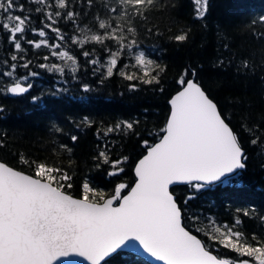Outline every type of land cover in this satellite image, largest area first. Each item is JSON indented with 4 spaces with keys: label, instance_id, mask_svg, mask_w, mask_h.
Masks as SVG:
<instances>
[{
    "label": "snow or ice",
    "instance_id": "1",
    "mask_svg": "<svg viewBox=\"0 0 264 264\" xmlns=\"http://www.w3.org/2000/svg\"><path fill=\"white\" fill-rule=\"evenodd\" d=\"M29 2L40 7L33 10L26 8L20 0H0V31L7 33L15 52L25 51L22 43L37 50L43 46L49 49V53L43 56L44 61L55 58L61 62L41 63L38 67L59 76H65L67 71L71 79L78 80L79 61L70 46L84 49L86 44L94 43L103 46L101 50L106 54L103 58L94 55L96 49L82 50L80 55L92 66L93 75L99 74L101 83L114 75L144 85L160 83L159 62L138 43L136 29L130 22L137 16L144 18V11L153 5L154 0H118L119 8H105L104 16L95 17V31L78 24L76 18L81 13L75 10L77 3L90 10L93 0H26ZM194 3L197 18L203 19L207 0H194ZM33 11L43 13L39 29L32 26ZM61 19L71 22L73 28H78L83 35L66 36L57 26ZM126 19L127 24L121 23ZM256 22L254 19L250 23ZM259 22L264 23V16ZM49 33L55 34L51 42L45 38ZM29 34L40 39H29ZM260 35L264 36V33ZM187 38L186 32L173 37L176 42H184ZM24 59V56L12 54L11 64L4 61L6 66L0 71V80H8L0 83V94L19 96L31 91L34 86L31 78L39 73L29 71L25 76H17L15 62ZM30 64L29 60L19 67L28 69ZM129 68L134 71H128ZM241 69H249L248 61L237 65V71ZM194 77L195 70H185L177 80L178 90L170 100L164 135L154 145L143 141L146 154L136 164V181L126 194L124 190L128 186L124 183L116 186L108 198L103 191L96 192L84 183L83 198L74 199L62 190L63 181L70 177L61 169L22 159L30 167L34 165V175H27L0 162V264H57L58 261L63 264L61 258L68 257L82 258L80 264H107L106 258L129 242H134L143 253L162 264H229L227 259L218 258L205 242L186 229L182 224V210L170 191V186L175 184L192 186L194 191L185 197L186 205L196 198L195 193L208 186L230 185L238 171L247 166V156L238 135ZM67 82L65 79L64 84ZM128 87L135 91L138 85L129 83ZM82 90L84 93L91 91L86 84ZM66 91L62 85L51 95L58 97ZM39 99L38 96L32 97L33 103ZM84 119L87 121V117ZM122 127L132 129L133 123L109 127L104 135ZM258 128L256 125L255 129ZM53 130L60 131L55 125ZM247 131L254 136L250 143L257 145L260 137L254 128L248 127ZM76 139L72 136L73 141ZM96 159H102L103 164L109 163L104 151H100ZM120 163L111 162L112 168L117 169ZM119 172H123V168L108 173V176ZM90 193L97 199H90ZM249 214L242 211L243 216ZM191 219L195 221L199 217ZM242 223L240 218H235L231 226L225 223L212 227L210 231L205 228L199 231L218 246L240 257H250L256 264H264V243L253 233L252 239L258 245L253 246L243 231L234 230ZM235 264L250 262L239 260Z\"/></svg>",
    "mask_w": 264,
    "mask_h": 264
},
{
    "label": "trees",
    "instance_id": "2",
    "mask_svg": "<svg viewBox=\"0 0 264 264\" xmlns=\"http://www.w3.org/2000/svg\"><path fill=\"white\" fill-rule=\"evenodd\" d=\"M20 3L33 10L40 7L26 0ZM110 7L119 8L118 0H93L90 10L77 3L75 10L81 13L77 22L82 28L95 31V17L104 16L105 8ZM195 7L194 0H154L144 11V18L131 19L138 43L159 62L160 83L151 85L129 82L118 75L101 83L99 74L93 75L92 66L80 55L82 50L96 49L94 55L103 58L106 55L101 50L103 46L94 43L86 44L84 49L70 46L79 61L78 80L71 79L67 71L65 76L49 73L38 67L41 63L55 61V58L43 60L49 53L48 48L42 46L37 50L22 43L25 51L15 52L7 33L0 31V71L6 66L4 61L11 64L10 56L16 54L25 57L15 62L17 76H25L29 71L39 73L31 78L34 86L30 92L19 96L0 94L3 109L0 112V160L31 175H34V165L30 167L22 159L59 168L70 177L63 181L62 190L73 196L83 197L84 183L96 192L103 191L105 197L124 183L128 186L125 193L135 180L134 164L145 153L143 141L153 144L163 133L170 111L168 101L178 90L177 80L185 70H195L194 79L216 102L223 118L238 135L247 156V166L238 171L230 185L208 186L195 193L196 198L186 205L185 197L194 191L192 186L177 185L171 191L182 210L184 226L201 238L210 251L232 264L239 260L256 264L250 257H240L218 246L199 229L210 231L225 223L231 226L235 218H240L243 223L234 230L243 231L253 246H258L252 239L253 233L264 243V220L261 219L264 217V36L260 35L264 33V23L259 22L264 16V0H207L203 19L197 18ZM42 15L32 12V26L42 27ZM254 19L257 22L250 23ZM121 23L127 24V19ZM57 26L66 36L83 35L63 19ZM184 32L188 36L186 41L173 39ZM54 36L49 33L45 38L51 42ZM28 38L40 39L32 34ZM29 60L28 69L19 67ZM245 60L249 69L238 72L237 65ZM65 79L67 84H64ZM7 80L3 78L0 83ZM129 83H137V90L131 91ZM85 84L91 89L89 93L82 90ZM62 85L66 93L53 97L51 93ZM34 96L40 97L37 103L32 101ZM124 122H132L133 128L122 127L104 135L109 127L115 128ZM53 125L60 131L55 132ZM248 127H253L260 137L255 146L250 143L254 136L247 131ZM72 136L77 139L73 141ZM100 151L107 154L108 164L96 159ZM113 161H121L118 168H123V172L108 176L118 171L112 168ZM89 196L97 199L91 193ZM242 211H248L249 216H243ZM193 216L199 219L194 221ZM107 264L152 263L133 253L118 251L107 259Z\"/></svg>",
    "mask_w": 264,
    "mask_h": 264
},
{
    "label": "water",
    "instance_id": "3",
    "mask_svg": "<svg viewBox=\"0 0 264 264\" xmlns=\"http://www.w3.org/2000/svg\"><path fill=\"white\" fill-rule=\"evenodd\" d=\"M197 82V81H196ZM201 86V85H200ZM202 87V86H201ZM203 89V88H202ZM204 90V89H203ZM205 91V90H204ZM177 92V91H176ZM176 92L170 97V99H169V106H170V100H171V98L176 94ZM206 92V91H205ZM207 94V93H206ZM208 95V94H207ZM210 98V97H209ZM211 99V98H210ZM213 102L214 103H216L214 100H213ZM217 105V104H216ZM218 107V106H217ZM218 110H219V108H218ZM169 114H170V111H169ZM169 114H168V117H167V120H168V118H169ZM222 118H223V116H222ZM167 120H166V122H167ZM226 121V120H225ZM227 123V122H226ZM230 126V125H229ZM165 127H166V123H165ZM164 127V128H165ZM164 135V132L162 133V135L160 136V138L162 137ZM159 138V139H160ZM159 139H157L154 143H153V145L155 144V143H157V142H159ZM146 154V150H145V153L143 154V155H145ZM142 155V156H143ZM142 156L139 158V159H141L142 158ZM139 159L136 161V163L134 164V167H133V172H134V176H135V171H134V169H135V166H136V164L138 163V161H139ZM0 162H3V161H1L0 160ZM5 163V162H4ZM6 164V163H5ZM7 166H9L8 164H6ZM11 167V166H10ZM14 170H18V169H16V168H14V167H12ZM18 171H21V170H18ZM22 173H24V174H27V175H31V174H29V173H26V172H24V171H21ZM135 181H136V176H135V180H134V182L132 183V185L130 186V188L132 187V186H134V183H135ZM177 185H183V184H175V185H172V186H170V191H171V188L173 187V186H177ZM130 188L124 193V194H126L129 190H130ZM64 191V190H63ZM65 192V191H64ZM172 192V191H171ZM66 194H68V195H71V194H69V193H67V192H65ZM173 193V192H172ZM174 194V193H173ZM74 199H81V198H83V197H77V196H73V195H71ZM111 195H108V196H106L105 198H108V197H110ZM174 197H175V199H176V196H175V194H174ZM178 206H179V204H178ZM180 207V206H179ZM182 224H183V219H182ZM184 225V224H183ZM187 229V228H186ZM188 230V229H187ZM193 233V232H192ZM194 234V233H193ZM196 235V234H195ZM198 237V236H197ZM199 238V237H198ZM201 239V238H200ZM118 251H125V252H130V253H133V254H135V255H138V256H140V257H142V258H144L146 261H148V262H150V263H152V264H162V262H156L155 260H154V258H151L150 256H148L147 254H145V253H143V251L141 250V249H139V247L138 246H136L135 244H134V242H129V244L126 246V247H124L122 250H118ZM117 251V252H118ZM115 254V253H114ZM114 254H112V255H114ZM213 254L214 255H216L214 252H213ZM111 255V256H112ZM110 256V257H111ZM217 256V255H216ZM110 257H108V258H110ZM108 258H106V259H108ZM218 258H224V257H219L218 256ZM62 259V261H63V264H80V262H81V260H82V258H77V257H68V258H61ZM224 259H226V258H224ZM228 260V259H227ZM229 261V264H232L231 262H230V260H228ZM57 264H60V262L58 261L57 262ZM84 264H87V262H84Z\"/></svg>",
    "mask_w": 264,
    "mask_h": 264
},
{
    "label": "rangeland",
    "instance_id": "4",
    "mask_svg": "<svg viewBox=\"0 0 264 264\" xmlns=\"http://www.w3.org/2000/svg\"><path fill=\"white\" fill-rule=\"evenodd\" d=\"M250 264H253L252 262H250Z\"/></svg>",
    "mask_w": 264,
    "mask_h": 264
}]
</instances>
